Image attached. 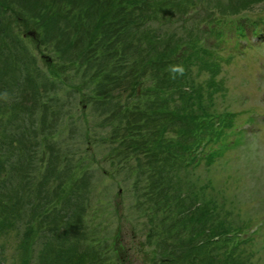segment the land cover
<instances>
[{"label":"trees","instance_id":"obj_1","mask_svg":"<svg viewBox=\"0 0 264 264\" xmlns=\"http://www.w3.org/2000/svg\"><path fill=\"white\" fill-rule=\"evenodd\" d=\"M35 1V4H44L43 11H35L38 6L34 4L33 9H29L32 14L24 17L22 9H15L12 20L7 22L1 21V12L12 11L15 2H0V210L4 213L0 212V239L10 231V237L13 233L21 235L16 245L17 264H54L56 260L58 264H65L67 255L78 251L67 246L68 236L91 238L92 242L81 250L88 253L87 262L94 260V264L102 261L117 263L116 258L119 261L121 253L127 249L121 247L123 242L119 239V232L111 240L96 239L95 232H88L90 226L85 224L86 217L90 213L94 217L100 208L92 204L95 211L92 210L88 203L91 201H87L94 189L85 183L78 185L79 176L76 174L79 173L73 170L64 176H52L56 175L54 159L60 156L59 152L55 155V151H51L50 166H41L47 172L41 179L57 188L52 194L50 192L51 195L35 188L39 179L29 172L33 161L38 159V147L43 143L37 144L39 137H48L41 136L46 134L43 130L55 137L59 129L58 125L30 127L28 122L31 120L32 123V119L27 124L18 122L22 115L24 120L25 116L33 118L35 111H41L36 108L38 97L43 101L47 98L48 102L51 94L67 92L70 87L80 95L82 93L87 104L96 105L102 114L106 112L100 125L105 130L101 135L106 147L103 157L116 165L115 173L124 176L128 195L132 196L125 216L132 217L138 224L142 214L146 216L148 244L157 255L152 263L147 264H250L237 253L240 250L238 244L244 242L236 240L239 230H233L224 218L213 221L210 204L200 202L196 206L183 187L184 184H193L188 180L190 167L202 159L197 149L204 141V146L210 147L207 139L218 134L221 121H215L221 117L209 107L214 90L211 91L208 85H193L187 79L188 73L175 74L173 78L174 74L170 72V66L181 64L180 60L190 72L191 65H198L200 61L194 57V50L185 59L183 56L174 57L179 41H173L171 37L172 45L163 48L161 38L166 37L163 25L171 26L179 9L180 13L184 12L180 2L54 0L61 9L56 10L57 16L50 21L52 29L47 27L44 37L36 42L44 46L47 41L62 37L57 39L65 40L58 49L75 43L72 50L80 55L72 57L73 60L79 59L80 68L73 80L66 70L61 71L62 67L57 69L51 63L48 70L42 71L33 49L20 43L18 26L27 25L24 32L30 28V21H41L46 15L48 20L52 13H56L53 4H47L45 0ZM74 4L78 5L73 9ZM15 20L17 24L13 25ZM235 28L242 30V27ZM253 30L256 34L260 31ZM33 46L39 50L36 43ZM22 73L26 74L25 84L16 80V76L21 78ZM44 109L42 117L46 124L45 119L50 118V109L54 107ZM8 110L10 114H7ZM57 114L52 118L55 123ZM193 137L197 139L192 141ZM202 151L204 153L205 149ZM94 154L96 152L92 151L93 161ZM204 156L211 162L215 153ZM64 165H68L66 169H72L78 166V161L72 167L70 163L64 162ZM84 165L82 176L86 171ZM52 178L53 182L59 179L58 183L52 185ZM23 192L33 194L28 196L32 201L27 209L21 198ZM102 211L113 212L107 207ZM185 217L191 223L178 224ZM45 237H54L57 243L54 248L50 245L48 250L43 249L39 254L35 246L37 243L44 245ZM2 241L0 264L5 263L6 246ZM107 257L115 260L109 262Z\"/></svg>","mask_w":264,"mask_h":264},{"label":"rangeland","instance_id":"obj_2","mask_svg":"<svg viewBox=\"0 0 264 264\" xmlns=\"http://www.w3.org/2000/svg\"><path fill=\"white\" fill-rule=\"evenodd\" d=\"M12 1L15 2L12 11L2 10L1 21H11L13 13L21 9L24 17L32 14L30 10L36 3L35 0H10ZM169 1L180 2L184 12L180 13L179 9L172 25H163L166 36L161 38L163 48H169L173 41L178 40V52L173 56H183L184 59L194 50V57L200 58V61L198 65H191L192 74L185 70L186 65L183 60H180L181 64L176 65L183 67L182 74L188 73L187 79L191 80L193 85H208L211 91L214 90L209 107L212 108L214 114L221 117L220 120L215 121H221L218 134L211 140L207 139L211 148L204 146L206 143L204 141L198 147L200 150L197 149V154L202 159L194 166L195 168L190 167L188 180L193 184L191 186L184 184L183 187H186L185 191L189 199L193 200L196 206L200 202L206 203L205 205L207 202L210 204L213 221L220 220L219 217L222 220L224 218L228 226L231 224L233 230H239L237 237L234 236L236 240H244L238 244L240 250L237 253L242 255L241 258L248 260L250 264H264V36L258 38L259 35H264V0ZM45 2L53 4L51 6L54 11L61 9L54 0H45ZM35 5L38 6L34 9L35 11H43V3L38 2ZM77 5H72V8L74 9ZM57 13L58 11L52 13L48 20L46 15L41 21L38 19L30 21V28L27 27L24 32V27L27 25L18 26L17 35L23 47L33 49V54L38 58L42 71L48 70L49 63H51L57 69L62 67L61 71L66 70L70 79L74 80L80 68L79 59L73 60L72 57L76 56L74 54L80 55L72 50L76 47L75 43L73 42L70 47L58 49L64 44L65 40H57L62 37L53 38L54 40L47 41L44 46L36 42V39L40 40L44 37L43 34L47 27L52 29L50 21L57 16ZM22 20L24 22V19ZM16 24L15 20L13 25ZM237 26L242 27V30H237L235 28ZM254 28L260 30L258 34L255 33ZM29 32H32V35ZM35 43L39 46V50L33 46ZM195 50L201 52L196 53ZM68 60L69 69L66 66ZM25 76L26 74L22 73L21 78L16 76V80L23 81L25 84ZM50 98L51 101L47 102V98L43 101L38 97L39 105L47 109L54 107L50 109V118L45 119L46 124L42 117L45 109L39 105L36 108L41 111H35L33 118L27 115L23 120L22 115L18 122L27 124L28 120L32 119L33 124L31 120L28 122L30 127L58 125L59 133L55 137L51 136L52 133L47 130H43L46 134L41 135L40 133L41 136L51 137L49 139L39 137V142H37L40 145L43 141L38 147L40 149L37 152L38 159L34 160L29 168V172L40 182L35 188L41 189L43 193L49 192V194L53 193V189H57L45 184L41 176L47 175L43 167L50 166L51 151H55V155L59 152L60 156L54 159L56 175L52 176H64L65 173L69 174L73 170L79 173L76 174L79 176L78 185L85 183V186L94 189L90 193L91 199H88V194L86 195L87 201H91L88 203L92 210L95 211L92 204L95 207L99 205L100 208L94 217L90 212L87 215L85 224L90 226L88 232H95L96 239L102 237L109 240L119 232L121 234L119 239L123 242L121 247L131 249L129 251L124 249L119 261L114 257L110 259L107 257L109 259L107 261H117V263L112 261L111 264H147L150 261L152 263L157 255L154 248L149 247L150 244H148L146 216L142 214L139 224L132 217L125 216L132 196L128 195V186L123 179L124 176H117L115 173L116 165H112L111 161L103 157L106 147L102 144L101 135L105 130L100 125L106 112L102 114L96 105L87 104L82 93L80 95L71 87L67 92L62 91L58 95L51 94ZM9 112L10 110L7 114H10ZM18 112L21 113L19 110ZM55 114H57L56 123L52 119ZM216 125L220 126L218 123ZM196 139L193 137L192 141ZM204 149V153H201ZM92 151L96 152L95 161L92 158ZM207 153H215L213 161H208L207 155L204 156ZM43 157H45L44 160L41 159ZM81 157L83 159H80ZM76 161H78V166L72 167ZM64 162L70 163L72 169H66L68 165H64ZM83 165L84 170L86 169L84 176H82ZM29 181L32 184V178ZM58 181L59 179L53 182L52 178V185L57 184ZM28 193L23 192L24 197H21L25 209L29 208L30 201H32L28 196L33 194L28 195ZM102 205L113 212L104 213ZM0 212L4 214L3 211L0 210ZM186 223H191V220L185 217L184 221L178 224ZM119 228L121 229L118 230ZM10 232L0 239V242L3 240L6 246L4 264H17L19 254L16 245L21 235L13 233L10 237ZM44 240V245L37 243L35 246L39 254L43 253V249L48 250L50 245L54 248L57 243L54 237L52 239L45 237ZM66 241L67 246L75 247L74 249L78 251L68 254L65 264L69 262L73 264L95 263L94 260L87 262L88 253L81 250L92 242L91 238L68 236ZM56 261L54 264L57 263ZM100 264L108 263L102 261Z\"/></svg>","mask_w":264,"mask_h":264},{"label":"clouds","instance_id":"obj_3","mask_svg":"<svg viewBox=\"0 0 264 264\" xmlns=\"http://www.w3.org/2000/svg\"><path fill=\"white\" fill-rule=\"evenodd\" d=\"M170 72L173 75V78H175V74H182L183 73V67L181 65H171L170 66Z\"/></svg>","mask_w":264,"mask_h":264},{"label":"water","instance_id":"obj_4","mask_svg":"<svg viewBox=\"0 0 264 264\" xmlns=\"http://www.w3.org/2000/svg\"><path fill=\"white\" fill-rule=\"evenodd\" d=\"M32 35V32H29Z\"/></svg>","mask_w":264,"mask_h":264}]
</instances>
